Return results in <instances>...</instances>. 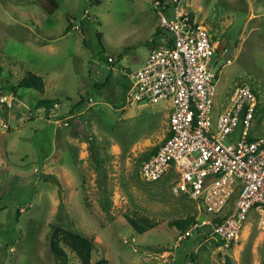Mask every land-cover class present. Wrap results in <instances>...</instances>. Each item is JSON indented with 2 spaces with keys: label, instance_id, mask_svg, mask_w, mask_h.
Listing matches in <instances>:
<instances>
[{
  "label": "rangeland",
  "instance_id": "1",
  "mask_svg": "<svg viewBox=\"0 0 264 264\" xmlns=\"http://www.w3.org/2000/svg\"><path fill=\"white\" fill-rule=\"evenodd\" d=\"M57 2L49 12L41 0H0L2 90L12 94L10 87L30 72L45 81L44 93L35 85L21 88L13 107L0 109V131L16 132L9 141L0 138L8 152L0 164V264H57L55 226L92 238L93 263L160 264L168 251L169 264H264L258 212L251 211L239 244L220 252L211 229L186 234L170 225L206 217L201 200L173 194V176L155 182L141 176L142 162L167 137L173 107L166 100L130 104L129 75L143 67L158 41L162 8L153 0ZM165 4L172 18L175 4ZM181 7L205 23L218 48L224 46L215 54V107L223 109L237 86L250 84L260 98L251 136L264 137V0H183ZM83 97L85 113L68 125L55 124L49 109L39 108L43 99L57 100L63 104L58 113L71 108L76 114L72 107ZM64 127L77 136L62 152L53 135ZM128 217L157 225L139 233ZM60 244L68 264H80Z\"/></svg>",
  "mask_w": 264,
  "mask_h": 264
},
{
  "label": "built area",
  "instance_id": "2",
  "mask_svg": "<svg viewBox=\"0 0 264 264\" xmlns=\"http://www.w3.org/2000/svg\"><path fill=\"white\" fill-rule=\"evenodd\" d=\"M182 1L173 0L170 18L165 0H153L162 8L158 41L143 67L129 75L130 104L166 100L173 107L168 135L158 152L142 162L140 173L147 182L173 176L175 195L201 200L199 207L207 215L199 216L203 219L192 230L211 229L226 251L239 243L252 210L264 228V137L251 136L260 98L243 83L223 109L215 107L218 46L207 26L182 9ZM15 100L13 93L0 92V109L13 107ZM94 103L90 98L88 108ZM62 106L53 103L48 119L68 125L71 117L58 114Z\"/></svg>",
  "mask_w": 264,
  "mask_h": 264
},
{
  "label": "trees",
  "instance_id": "3",
  "mask_svg": "<svg viewBox=\"0 0 264 264\" xmlns=\"http://www.w3.org/2000/svg\"><path fill=\"white\" fill-rule=\"evenodd\" d=\"M43 3V6L46 8L47 11L51 12L54 11L55 9H57L59 7V3L57 2V0H41ZM97 3L101 2V0H96ZM193 18H196L193 14H191ZM160 33V29H157V33ZM218 52V49H217ZM110 62V61H109ZM113 63V62H110ZM2 71L3 68L0 66V77L2 76ZM24 82L20 83L18 86H12L10 87L11 92L16 96L18 94V90L21 88H30L31 85H35L37 87L38 92L40 93H44L45 92V81L44 78L40 75L34 74L32 72H30L29 74H27L23 80ZM2 89H7V86L4 85L3 83L1 84L0 82V91L5 93ZM254 91L256 92V94L259 97V93L258 91L253 88ZM91 97L88 98V100ZM57 102V100H46L43 99L39 102V107H41L42 105L44 107H48V109H50V107L52 106L53 103ZM85 104V99L84 97L82 99L79 100V102H77L75 104V106L73 108H75L76 106L81 109L83 108ZM42 106V107H43ZM159 150V147L157 146L152 154L148 157L150 158L153 154L157 153ZM146 158V159H148ZM202 218H198L196 215H191L187 218H181V219H177L175 221H173L170 225L172 227H177L179 228L181 231L185 232L186 234L192 230L193 226L199 222L200 220H202ZM128 220L130 222V224L134 225L137 228V231L139 233H144L147 231L146 226L147 225H157L154 221L148 219V218H144L142 221V223L144 224L143 226H141L136 220L131 219L130 217H128ZM56 230L54 231L53 237L51 239V246H52V250L55 253L56 259H57V264H68L69 260H68V255L67 253L64 251L62 245L60 244L62 241L65 242V244L70 247V249L76 254V256L78 257V259L80 260V264H109L108 260H101L97 263H93L92 262V254L93 251L95 249V244L92 238L87 237L84 234L79 233L77 230H75V228L73 229H66L60 226H55ZM155 227V226H154ZM152 227V228H154ZM201 229H199L200 231Z\"/></svg>",
  "mask_w": 264,
  "mask_h": 264
},
{
  "label": "crops",
  "instance_id": "4",
  "mask_svg": "<svg viewBox=\"0 0 264 264\" xmlns=\"http://www.w3.org/2000/svg\"><path fill=\"white\" fill-rule=\"evenodd\" d=\"M192 5H193V2H192ZM192 14V13H191ZM202 22V21H201ZM204 23V22H203ZM205 24V23H204ZM158 29V28H157ZM156 29V30H157ZM4 108H7L6 106H4ZM39 108H42L43 109V107H39ZM73 108V107H72ZM48 110V107H46L45 108V110ZM71 108H69V109H66V110H62L60 113H58L59 114V116L60 117H62V118H65V117H71L70 118V121H71V123H72V120L73 119H76L77 118V116H79V115H81V114H84L85 113V111L83 110V108H81V109H79L77 106L75 107V108H73V109H76V114L75 113H73L71 110H70ZM41 110V109H40ZM221 110V109H220ZM78 111V112H77ZM32 115H34L35 117L33 118V120H35V119H37V118H40V117H42L41 115H43L41 112H40V114H38V116L37 115H35V114H32ZM168 126H169V122H168ZM168 130V129H167ZM18 131H21V130H19V129H17V132ZM36 131L38 132V133H40V130H39V128H36ZM5 133V134H4ZM16 132H14V131H12L11 133H9V132H1L0 131V138L3 136V135H6V136H4V138H6V140L7 141H9L10 140V138L15 134ZM21 134L23 133V132H20ZM168 135V134H167ZM22 136H24V134L22 135ZM22 136H20V137H22ZM77 136V134H75V133H70V131L68 130V127H64V128H59V129H57L56 131H54V135H53V137H54V141H55V145L57 146V148H58V150H60V151H65L66 150V148H68V147H71V145L74 143V144H76V137ZM166 138V137H165ZM165 140V139H164ZM163 140V141H164ZM85 143H87V142H85ZM162 143V142H161ZM160 143V144H161ZM160 144L158 145V147L160 146ZM71 151V150H70ZM69 150L67 151V152H69V153H73V152H70ZM5 153H8L7 152V148H6V150L4 151V148L2 149V148H0V164H1V162L3 161V159H2V155H4ZM51 161H52V159L51 158H48V159H46L45 161H44V165H45V169H47L48 171H49V168L50 167H53V166H51L50 165V163H51ZM165 179V178H164ZM172 185H173V183H172ZM171 189H172V187H171ZM174 194V193H173ZM179 196H182V195H179ZM187 196V195H186ZM203 228H201V230H202ZM204 229H206V228H204ZM244 229H245V227H244ZM207 230V229H206ZM244 231V230H243ZM243 231H242V234H241V237H242V235H243ZM186 237V235L184 234V235H182L181 237H180V239H183V238H185ZM241 239V238H240ZM240 242V241H239ZM239 244V243H238ZM238 244H236V245H238ZM218 250L220 251V252H224V251H221V249H220V244H218ZM163 255V256H162ZM161 255V257H162V261H161V263L160 264H169V262H170V260H169V258H170V256L169 255H171L170 254V252H168V251H165L163 254ZM168 257V258H167ZM169 261V262H168Z\"/></svg>",
  "mask_w": 264,
  "mask_h": 264
},
{
  "label": "water",
  "instance_id": "5",
  "mask_svg": "<svg viewBox=\"0 0 264 264\" xmlns=\"http://www.w3.org/2000/svg\"><path fill=\"white\" fill-rule=\"evenodd\" d=\"M218 51H220V52H222V51H223V48H222V46H220V47L218 48Z\"/></svg>",
  "mask_w": 264,
  "mask_h": 264
},
{
  "label": "flooded vegetation",
  "instance_id": "6",
  "mask_svg": "<svg viewBox=\"0 0 264 264\" xmlns=\"http://www.w3.org/2000/svg\"><path fill=\"white\" fill-rule=\"evenodd\" d=\"M224 48V46H222Z\"/></svg>",
  "mask_w": 264,
  "mask_h": 264
}]
</instances>
